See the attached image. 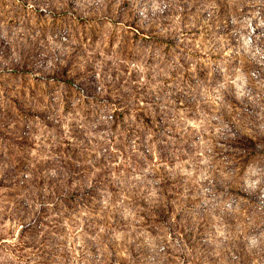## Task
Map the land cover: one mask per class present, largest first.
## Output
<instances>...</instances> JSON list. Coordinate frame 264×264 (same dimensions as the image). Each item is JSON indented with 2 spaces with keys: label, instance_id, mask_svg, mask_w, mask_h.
<instances>
[{
  "label": "rangeland",
  "instance_id": "374dc122",
  "mask_svg": "<svg viewBox=\"0 0 264 264\" xmlns=\"http://www.w3.org/2000/svg\"><path fill=\"white\" fill-rule=\"evenodd\" d=\"M0 264H264V0H0Z\"/></svg>",
  "mask_w": 264,
  "mask_h": 264
}]
</instances>
